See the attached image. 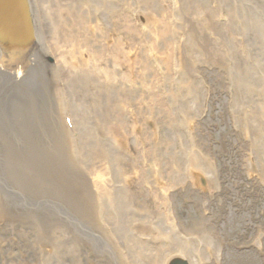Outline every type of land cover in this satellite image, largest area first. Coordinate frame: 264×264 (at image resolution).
Returning a JSON list of instances; mask_svg holds the SVG:
<instances>
[{
	"label": "bare ground",
	"instance_id": "1",
	"mask_svg": "<svg viewBox=\"0 0 264 264\" xmlns=\"http://www.w3.org/2000/svg\"><path fill=\"white\" fill-rule=\"evenodd\" d=\"M78 1L65 34L54 35L47 24L53 0H37L43 29L35 28L37 44L26 68L0 67V264H95L90 255L98 249L107 259L97 264H207L220 254L217 240L207 238L205 220L181 225L177 197L197 194L207 203L192 168L214 189L219 179L213 161L197 166L162 158L177 153L170 150L172 104L184 107L188 127L199 128L207 98L201 71L216 69L219 89L232 91L237 136L243 133L248 142L241 146L248 147L242 149L244 168L255 166L264 184V0H219L223 18L211 0H179L176 10L168 0H65L63 6L71 11ZM137 9L142 30L132 21ZM171 14L179 18L174 27ZM246 26L252 29L250 52ZM44 31L68 95L80 165L70 152L56 77L40 55ZM173 61L190 84L179 97L168 86ZM227 135L233 138L232 131ZM45 138L56 139L58 158L44 149ZM138 141L142 147L133 159L129 143ZM105 145L112 153L99 147ZM106 155L129 161H105ZM109 232L121 240L120 250L109 244Z\"/></svg>",
	"mask_w": 264,
	"mask_h": 264
},
{
	"label": "rangeland",
	"instance_id": "2",
	"mask_svg": "<svg viewBox=\"0 0 264 264\" xmlns=\"http://www.w3.org/2000/svg\"><path fill=\"white\" fill-rule=\"evenodd\" d=\"M168 1L172 10H176V6L179 7V0ZM64 2L65 0H53V4L50 7L51 11L47 9V14H49L47 17L48 31L54 35L63 32L64 28L69 24V17H72L71 14L73 15L75 9L81 4V1L76 2V4L71 3L72 10L69 11V5L64 7ZM209 4L218 11L221 18L224 17L225 11L219 10V0H211ZM49 5L51 4L49 3ZM34 6L36 15L35 23L38 31H40L43 29V26L37 0H34ZM169 19L170 25L173 27L179 21L178 15L171 14ZM132 21L139 30H142L144 17L139 9L132 12ZM242 33L244 48L250 52L253 40L252 29L246 26ZM63 34L65 33L63 32ZM46 40L44 31L41 33V54H39L42 57L46 56L47 60L49 57L51 59V61L48 60L50 63L48 66L54 72L57 80L56 86L58 91H60L59 100L62 116L66 108L70 110L68 95L65 90H62L64 86L63 81H61L62 76L59 73V67L55 62L57 58L45 43ZM176 53L177 46L173 42L172 56ZM148 56L150 62L154 64L155 60L152 54L148 53ZM68 59L72 62L75 61L74 58L70 59L68 57ZM62 66L64 67L65 65L62 63ZM70 70L72 72L74 71V75L77 74L75 67H72ZM168 70L172 77L168 79V86L172 93L177 97L181 94L186 95L189 93L190 84L186 77H182L183 70L180 63L173 61L171 68ZM217 76L218 71L208 65L207 70L201 71V77L204 80L207 91V98L203 100L205 114L202 116L203 120L199 128L194 127L192 129V125L188 127V114L184 107L178 102L172 104L176 117V132L174 133L175 142L170 150L173 149L177 153H165L162 155V158L166 162L174 160L180 161V165L184 161H192V164L195 162L197 166L203 163V161H213V165L216 167L217 177L219 179V184L216 186V189L210 186L207 175L198 169L192 168L193 173L201 181V190L204 189L207 191V203H203L201 198L196 199L197 194L191 195V199L185 198L187 195H182V199H180L181 197H177V200L180 201L178 205V220L181 225L185 229L191 228L198 220H205L207 223V238L217 240L218 244L216 246L220 249V254L216 257H211L209 262L207 261V264H264V256H260L261 254L264 255V184L260 183L257 179V177H262V175L258 176L256 173L253 154L252 164L254 168L252 167L249 170L244 168L243 164L246 158L242 149H247L248 147L244 146L241 149V146H243L244 142H248L243 133L237 136L239 127L232 114V91L228 87L219 89V86L216 84ZM40 109L41 113H43V104ZM225 131H232L233 138H230L228 135L223 138L222 133ZM160 133L161 131H159V135ZM74 134L76 135L75 132ZM154 138H156V141L159 140L158 137ZM43 140H46L44 144L46 152L52 158H58L60 152L56 144V139L45 138ZM70 141H73L69 142L73 161L80 165V144L79 142H74L72 137H70ZM99 147H103L107 153H112V149L107 148L108 146L106 145ZM140 147H142L141 141L136 142V144L129 143V148L133 150L129 153L133 156V159L135 154L138 155V150L141 149ZM104 158L105 161H119L120 164L125 165H127L125 161H129V159L119 158L117 155H106ZM206 185L207 189L205 188ZM198 189L196 188V190ZM101 222L103 224V220ZM3 230L4 232H8L5 227ZM258 236H260V241H258ZM107 240L109 244H114L116 249L120 250L122 243L117 235H110L109 232ZM257 241L261 242V244L259 245ZM251 243H254L255 246H250ZM11 246L12 244L10 243ZM17 249H20L19 245L16 246L15 250ZM8 251H10L9 248ZM85 251L91 253L92 250L85 247ZM216 251L214 250L210 253ZM117 255L123 256L124 254ZM90 256L95 264H97L99 259H107L102 249H98ZM26 260H28L27 257Z\"/></svg>",
	"mask_w": 264,
	"mask_h": 264
},
{
	"label": "water",
	"instance_id": "3",
	"mask_svg": "<svg viewBox=\"0 0 264 264\" xmlns=\"http://www.w3.org/2000/svg\"><path fill=\"white\" fill-rule=\"evenodd\" d=\"M35 47V22L30 0H0V48L4 56L11 64L23 66ZM172 262L185 264L179 260Z\"/></svg>",
	"mask_w": 264,
	"mask_h": 264
}]
</instances>
